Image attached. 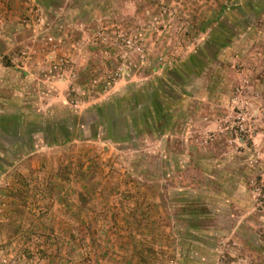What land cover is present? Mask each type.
<instances>
[{
	"label": "rangeland",
	"instance_id": "obj_1",
	"mask_svg": "<svg viewBox=\"0 0 264 264\" xmlns=\"http://www.w3.org/2000/svg\"><path fill=\"white\" fill-rule=\"evenodd\" d=\"M0 264H264V0H0Z\"/></svg>",
	"mask_w": 264,
	"mask_h": 264
},
{
	"label": "built area",
	"instance_id": "obj_2",
	"mask_svg": "<svg viewBox=\"0 0 264 264\" xmlns=\"http://www.w3.org/2000/svg\"><path fill=\"white\" fill-rule=\"evenodd\" d=\"M127 49L131 48V45L128 44V46H126Z\"/></svg>",
	"mask_w": 264,
	"mask_h": 264
},
{
	"label": "trees",
	"instance_id": "obj_3",
	"mask_svg": "<svg viewBox=\"0 0 264 264\" xmlns=\"http://www.w3.org/2000/svg\"><path fill=\"white\" fill-rule=\"evenodd\" d=\"M127 138H129V137L127 136Z\"/></svg>",
	"mask_w": 264,
	"mask_h": 264
}]
</instances>
